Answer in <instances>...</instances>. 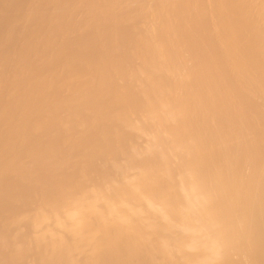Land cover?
Wrapping results in <instances>:
<instances>
[{"label":"bare ground","instance_id":"obj_1","mask_svg":"<svg viewBox=\"0 0 264 264\" xmlns=\"http://www.w3.org/2000/svg\"><path fill=\"white\" fill-rule=\"evenodd\" d=\"M29 256L264 264V0H0V264Z\"/></svg>","mask_w":264,"mask_h":264},{"label":"rangeland","instance_id":"obj_2","mask_svg":"<svg viewBox=\"0 0 264 264\" xmlns=\"http://www.w3.org/2000/svg\"><path fill=\"white\" fill-rule=\"evenodd\" d=\"M138 143L142 144L143 143V140L140 139L138 140ZM21 233H24L26 232L27 230L25 229V227L23 226L21 229H20ZM23 264H33V258L32 256H29L28 258H26L25 260L22 261Z\"/></svg>","mask_w":264,"mask_h":264}]
</instances>
